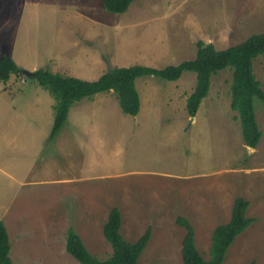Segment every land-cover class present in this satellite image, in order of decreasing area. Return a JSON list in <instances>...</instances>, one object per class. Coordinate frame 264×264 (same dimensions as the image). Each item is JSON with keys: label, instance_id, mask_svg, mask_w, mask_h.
<instances>
[{"label": "rangeland", "instance_id": "1", "mask_svg": "<svg viewBox=\"0 0 264 264\" xmlns=\"http://www.w3.org/2000/svg\"><path fill=\"white\" fill-rule=\"evenodd\" d=\"M261 33L264 0H135L122 15L106 13L102 0H0V55L29 73L48 69L88 82L115 67L192 60L198 41L224 50ZM253 73L264 91L263 56ZM231 74L212 77L191 121L185 106L194 74L176 82L143 77L135 83L136 117L121 113L113 93H101L73 106L50 142L49 93L15 75L1 82L12 91L0 107V221L12 264H78L65 251L68 229L90 255L107 259L102 228L113 208L125 241L150 228L138 264H182L177 218L190 223L207 260L212 232L229 221L237 198L248 202L253 223L223 264H264V106L255 103L262 135L250 149L230 108Z\"/></svg>", "mask_w": 264, "mask_h": 264}, {"label": "trees", "instance_id": "2", "mask_svg": "<svg viewBox=\"0 0 264 264\" xmlns=\"http://www.w3.org/2000/svg\"><path fill=\"white\" fill-rule=\"evenodd\" d=\"M135 0H102L106 13L122 15ZM196 55L192 60L178 65L153 69L143 66L111 68L96 81L88 82L76 78L52 73L48 69H39L29 73L20 69L15 62L5 55L0 57V82L6 83L10 76L27 78L47 91L54 100L53 124L48 141H53L65 126L70 109L83 100L91 99L101 93H113L123 115L136 117L140 110V99L136 91V80L153 77L165 82H176L184 73L195 75V87L186 100V113L194 118L200 103L210 90L213 76L226 69L231 70L230 108L238 115L241 137L244 145L255 149L260 142L261 132L255 114V103L264 106V91L253 73V62L264 57V33L254 34L244 42L224 50H216L212 44L198 41L195 44ZM248 202L237 198L232 206L229 221L216 227L211 235L208 259L205 260L195 247L194 231L190 223L177 218L176 224L185 230L181 243L182 264H223L226 252L236 237L241 235L253 223L246 216ZM121 214L113 208L103 225L102 233L111 248V255L99 260L90 255L80 237L68 229L65 251L78 264H138L150 239V228L136 241H125L120 233ZM0 264H12L10 241L7 229L0 221Z\"/></svg>", "mask_w": 264, "mask_h": 264}, {"label": "crops", "instance_id": "3", "mask_svg": "<svg viewBox=\"0 0 264 264\" xmlns=\"http://www.w3.org/2000/svg\"><path fill=\"white\" fill-rule=\"evenodd\" d=\"M24 12V11H23ZM22 19H23V15L20 17V23L19 24H21V22H22ZM5 25V24H4ZM19 30V29H18ZM12 52H13V45H11V50H10V53L9 54H12ZM2 55H0V57H1ZM12 59V58H11ZM13 60V59H12ZM14 61V60H13ZM15 62V61H14ZM50 62V61H49ZM51 63V62H50ZM32 70H34V69H32ZM36 71V70H35ZM34 72V71H33ZM33 72H30V73H33ZM13 76V75H12ZM11 78V77H10ZM12 79H13V77H12ZM1 83V82H0ZM12 94V91H11V89L10 88H8V89H6V87L5 88H0V107L3 105L5 108H7V105H6V101H5V99H6V97H8V95L10 96ZM75 106V105H74ZM0 112H1V110H0Z\"/></svg>", "mask_w": 264, "mask_h": 264}, {"label": "water", "instance_id": "4", "mask_svg": "<svg viewBox=\"0 0 264 264\" xmlns=\"http://www.w3.org/2000/svg\"><path fill=\"white\" fill-rule=\"evenodd\" d=\"M193 118H190V121L192 120Z\"/></svg>", "mask_w": 264, "mask_h": 264}]
</instances>
